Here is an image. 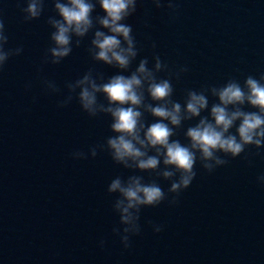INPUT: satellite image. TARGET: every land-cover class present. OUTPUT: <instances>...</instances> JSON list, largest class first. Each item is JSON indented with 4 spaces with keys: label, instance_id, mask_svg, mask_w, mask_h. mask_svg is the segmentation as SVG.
I'll list each match as a JSON object with an SVG mask.
<instances>
[{
    "label": "clouds",
    "instance_id": "1",
    "mask_svg": "<svg viewBox=\"0 0 264 264\" xmlns=\"http://www.w3.org/2000/svg\"><path fill=\"white\" fill-rule=\"evenodd\" d=\"M45 3L46 0H27L25 7L23 0H18L17 6L24 13V21L30 22L42 16ZM53 3L56 15L47 18L53 31L45 63H61L71 55L74 44L79 47L92 33L87 49L92 60L119 70L105 78L103 73L89 68L82 77L66 84L70 94L59 102L60 107L67 106L75 93L82 110L90 117L100 114L111 117L109 127L114 135L108 136L105 143L92 146L91 156H97L98 150H106L126 169L170 181L166 193L157 179L146 182L143 175L133 174L126 179L116 176L111 180L107 190L118 193L113 208L123 225L122 232L120 227H114L113 232L120 236L124 247L129 248L130 237L141 232L142 207H156L165 200L177 204L180 194L197 176V162L212 173L229 163L227 157H239L249 146L264 148V73L259 78L247 75L243 83L231 78L219 86L187 89L180 102L174 99L172 78L179 80L181 73L188 71L186 66L173 72L157 54L153 56L152 67H149V59L144 57L134 70L125 74L140 53L133 27L126 22L137 12L138 0H53ZM153 3L157 8L165 6L163 0H153ZM97 4L103 15H93ZM167 8L175 12L178 4L175 0H167ZM8 41L0 14V72L11 57L23 52V46L6 48ZM152 47H156L155 42ZM161 72H167V78L160 76ZM44 84L47 90L60 91L54 81L45 80ZM209 95L216 101L210 104ZM249 108L253 110H247ZM205 112L208 115H202ZM146 114L153 117L151 122ZM197 118L198 122L183 132L187 143L173 139L186 121ZM260 154L259 151L256 153ZM71 155L76 159L88 158L84 151H75ZM257 181L264 186V173ZM169 194L175 195L169 200ZM148 223L157 233L164 229L162 224ZM100 243L103 245L105 241Z\"/></svg>",
    "mask_w": 264,
    "mask_h": 264
},
{
    "label": "water",
    "instance_id": "2",
    "mask_svg": "<svg viewBox=\"0 0 264 264\" xmlns=\"http://www.w3.org/2000/svg\"><path fill=\"white\" fill-rule=\"evenodd\" d=\"M163 2L157 8L153 0H138L137 12L126 21L140 48L126 75L144 57L152 67L157 54L173 72L186 66L179 80L172 78L174 99L183 102L187 89L219 86L231 78L243 83L247 75L264 73V0H175V12ZM96 14H104L99 4ZM197 122L186 121L173 139L187 143L183 132ZM227 159L212 173L197 162V176L179 202L157 206L176 264H264V186L257 181L264 173V148L249 146ZM148 176L168 192L170 181Z\"/></svg>",
    "mask_w": 264,
    "mask_h": 264
}]
</instances>
